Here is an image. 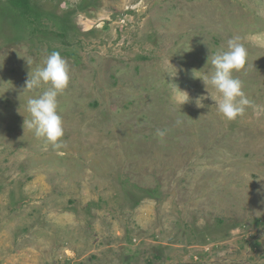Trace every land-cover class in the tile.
<instances>
[{
    "label": "rangeland",
    "instance_id": "374dc122",
    "mask_svg": "<svg viewBox=\"0 0 264 264\" xmlns=\"http://www.w3.org/2000/svg\"><path fill=\"white\" fill-rule=\"evenodd\" d=\"M17 2L0 0V264H264V0ZM230 39L250 101L233 121L194 76ZM52 51L59 147L25 123L47 87L25 88L27 59Z\"/></svg>",
    "mask_w": 264,
    "mask_h": 264
},
{
    "label": "clouds",
    "instance_id": "9594fccd",
    "mask_svg": "<svg viewBox=\"0 0 264 264\" xmlns=\"http://www.w3.org/2000/svg\"><path fill=\"white\" fill-rule=\"evenodd\" d=\"M248 53L243 45L236 39H230L227 42L226 49L217 51L211 57V64L214 72L211 76H197L202 79L205 87L210 84L222 96L219 100H214L217 105L218 113L222 118L233 121L238 116L243 115L246 106L250 104L242 88L243 82L234 77L233 72L243 70L247 64ZM30 66L26 87L29 90H36L44 85L47 87L38 95L27 100V111L31 119L25 121L28 128L34 131L37 138H44L54 147L61 145V138L64 136L63 117L61 115L58 97L62 95L70 83V69L66 60L58 51H52L44 60L43 65L32 68V61L27 59ZM178 89V88H177ZM179 90V89H178ZM178 97L177 102L181 106L189 102L190 97L187 92ZM197 98L195 104L197 107H204V97ZM213 98V97H212ZM181 121L177 120V124ZM156 135L163 139L166 130L157 129Z\"/></svg>",
    "mask_w": 264,
    "mask_h": 264
},
{
    "label": "trees",
    "instance_id": "16d2710c",
    "mask_svg": "<svg viewBox=\"0 0 264 264\" xmlns=\"http://www.w3.org/2000/svg\"><path fill=\"white\" fill-rule=\"evenodd\" d=\"M17 1L18 0H11V2L13 3V5H19V6L23 7L22 4H18ZM60 35H63V34H60Z\"/></svg>",
    "mask_w": 264,
    "mask_h": 264
}]
</instances>
